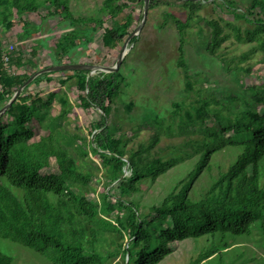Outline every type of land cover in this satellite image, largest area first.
<instances>
[{"label": "trees", "instance_id": "16d2710c", "mask_svg": "<svg viewBox=\"0 0 264 264\" xmlns=\"http://www.w3.org/2000/svg\"><path fill=\"white\" fill-rule=\"evenodd\" d=\"M159 1L151 0V8ZM181 1L186 6L189 2L195 3ZM70 2H45L44 7L48 10L43 17L63 15V19L70 20L71 29L62 31L53 47L58 60H53L56 56L48 54L50 62L41 68L77 63L70 60L74 51L86 46L91 40L90 33L98 30L89 24L80 30L83 23L72 14ZM138 2L144 4V0H102L101 11L114 17L130 4ZM41 4L39 0H0V25L5 24L10 29L12 18L26 21L27 15L36 14L43 7ZM202 5L191 7L186 20H176L180 39L178 65L184 71L188 89L193 84L184 46L189 22ZM249 10H257L264 15V0H253ZM238 16L247 18L248 13L241 12ZM208 23L211 33L206 51L220 57L218 51L227 37L218 20L211 19ZM132 24L131 14L122 23L111 19L110 26L102 27L103 44L115 49L131 33L128 30ZM61 27L65 29V26ZM135 39L136 36L130 45ZM237 39L256 44L233 61L222 59L228 71L244 68L241 63L256 51L264 53V17L256 19L255 28L246 37L238 33ZM16 52L14 46L10 53ZM33 52L35 56L36 52ZM21 55L18 52L12 60L20 69L24 67L25 60ZM38 70L12 72L0 62V108ZM244 70L250 73L252 66ZM88 72L81 69L44 73L35 78L0 115L1 237L31 248L52 264H111V260L119 255L123 257V264H157L172 251V244L174 247L187 238L218 234L223 237L250 236L255 230H264V81L250 84L249 99L234 95L224 102L213 97L211 101L220 104L218 107L212 108L209 101H204L195 108V115L186 112L187 119L180 116L177 125L175 121L181 105L173 103V134L177 128L188 136L184 143L194 154L205 152L201 158L199 154L193 175L182 179L183 182H179L160 204L142 212L138 204L124 196L138 192L145 178L155 180L166 170L168 162L160 156L163 148L156 149L160 131L154 133L148 143L139 142L135 149L129 150L128 141L120 133L121 126H113L111 121L124 81L121 71H99L89 78L87 84ZM55 74L58 75V85L52 87ZM70 81H74L79 90L82 110L87 113L92 109L97 116L86 122L87 133L81 132L69 117L73 107L69 105L63 88ZM44 85L49 87L44 89ZM46 90L47 96H43ZM237 101H242L246 109L239 112L234 122L223 114V110L230 114L232 109L229 105H237ZM126 106L132 108L133 102ZM197 144L204 146L197 150ZM225 146H237L241 152L227 170L220 172L201 200H192L190 191L194 180L207 166L211 168L212 155ZM182 152L185 153L177 155L180 160L193 155ZM53 157L57 163L50 169ZM124 157L128 159L129 174L120 179L127 164ZM95 162L100 163L109 180L99 199H93L84 189L95 192L92 182L95 173L90 165ZM115 182L118 185L111 187ZM12 187L19 189L22 195L14 192ZM116 188H119V194L113 193ZM111 234L112 238L109 237ZM111 243L114 245L112 249L109 248ZM218 250L213 246L203 251L197 262ZM0 264H13V258L1 249Z\"/></svg>", "mask_w": 264, "mask_h": 264}, {"label": "rangeland", "instance_id": "374dc122", "mask_svg": "<svg viewBox=\"0 0 264 264\" xmlns=\"http://www.w3.org/2000/svg\"><path fill=\"white\" fill-rule=\"evenodd\" d=\"M39 1L42 2L43 7L38 10L41 13L35 15L34 20L28 22L27 19L22 22V25L19 20L12 18L11 28L15 30L19 29L20 25L23 26L24 32H21L23 35L19 37L18 42L22 45L24 42L21 41L28 37L29 40L25 45L31 51L35 44L45 46L47 51L43 52L41 49L40 56L35 58L38 57L39 62L49 63L48 54L56 56L53 60H58L53 47L59 40L60 33L71 29V24L69 19H63V15H50L49 18L43 20L40 16H43V11L47 13L45 11L48 8L44 7L47 3H45L46 0ZM252 1L199 0L195 3L189 2L186 6L181 0H160L159 4L153 8L150 4L145 24L140 33L136 35L133 44H129V51L117 70L121 71L124 81L115 102L116 108L112 113L111 121L113 126H121L120 133L123 139L128 141L129 150L135 149L139 142L148 143L152 135L160 131V141L156 149L163 148L160 156L168 162L166 170L157 179L145 178L140 183L138 192L124 196L138 204L142 212H147L154 204H160L179 182H183L182 179L193 175L197 169L199 154L201 158L205 152L203 150L194 154L190 146L184 143L188 136L185 133L182 134L177 128L173 134L175 114L173 103L181 105V109L177 112L179 116L175 121L177 125L180 116L187 119L186 112L195 115V108L201 106L204 101H209L212 108L218 107L220 104L215 100L211 101L213 97L224 102H228V97L234 95L249 99L250 84H259L264 81V62H262L264 53L261 50L256 51L251 58L241 63V67L244 68L252 66L250 73H247L244 68H233L232 71H228L222 62V59L227 61L237 59L256 44L237 39L238 33L243 38L246 37L247 33L255 28L256 19L264 17L257 10L250 12L249 6ZM201 4L203 5L198 8L197 14L189 22L187 42L184 46L185 60L189 66L188 71L193 84L192 88L188 89L184 71L178 65L180 39L176 20H186L190 15L191 7ZM101 6L102 0H71L72 14L83 23L79 29L82 30V27H87L86 25L89 24L90 27L98 30L90 33V42L86 43V46H81L79 50H75L70 60H75L77 63L115 65L125 40L120 42L115 49L106 47L102 41V27L110 26L111 19H117L122 23L126 16L131 14L133 24L128 31H133L143 19L141 18V15H144L142 2L130 4L129 8L114 17L109 13H103ZM241 12L248 13L247 18L238 16ZM211 19L219 21L227 37L218 51L220 57L210 55L206 51L211 33L208 21ZM37 20L43 22V29L37 26ZM61 25L65 26V29ZM49 29L50 42L44 37L33 40L32 35L35 31L43 33V30L47 32ZM28 59L30 63L27 64V68L31 72L36 62L31 58ZM51 85L52 87L57 86L58 80L54 79ZM63 91H65L69 105L73 107L69 115L70 119L80 127L81 132L87 133L86 122L89 118L96 119V114L92 109L87 113L82 110L79 105L80 93L74 81H70ZM42 95L47 96V92L44 91ZM129 102H133L132 108L126 106ZM236 103L237 105H229L232 109L230 114L223 110V114L228 115L234 122L239 112L246 109L242 101ZM197 137L201 138V136ZM203 146L204 144H197L196 148L199 150ZM182 151L193 153V155L190 154L180 160L177 155H183L185 152ZM240 152L241 149L237 146H225L215 152L211 158V168L208 169L207 166L194 180L190 198L195 201L201 200L211 184L218 179L220 172L227 170ZM50 162V169H52L57 162L54 157ZM90 165L95 173L92 179L95 192L93 193L89 188L84 189L90 197L99 199L109 180L105 177L106 171L99 162ZM116 185L118 182L112 184L111 187ZM12 190L22 195L16 187H12ZM113 193L119 194V188H116ZM109 237L112 238L113 235ZM213 246L219 250L210 257L197 262L198 256ZM109 248H114V245L111 243ZM0 249L13 258V264H52L44 255L1 236ZM110 263L123 264L122 255L117 256ZM157 264H264V230L261 228L255 230L250 236L227 235L223 237L218 234L214 237L206 235L201 238H187L177 242L174 247L172 244V251Z\"/></svg>", "mask_w": 264, "mask_h": 264}, {"label": "water", "instance_id": "95a60500", "mask_svg": "<svg viewBox=\"0 0 264 264\" xmlns=\"http://www.w3.org/2000/svg\"><path fill=\"white\" fill-rule=\"evenodd\" d=\"M184 1H188V0H184ZM189 1H199V0H189ZM150 4H151V0H144V15H143V19L140 22V24L133 30L131 31V33L126 37L124 44H123V48L122 51L115 63V65L113 66H105L102 64H90V63H62V64H52V65H48L46 67L40 68L38 71H36L35 73H33L14 93V95L11 97V99L0 108V115H2L3 113H5L12 105V103L17 100V98L19 97V95L23 92V90L31 83L34 81L35 78H37L38 76L44 74V73H49V72H56V71H72V70H81V69H85L88 70V76H87V84H88V80L89 78L94 75L95 73L99 72V71H103V72H115L119 69L123 59L125 58V56L127 55L128 51H129V44L130 41L133 37H135L136 35H138L140 33V30L142 29L143 25L145 24L146 20H147V16H148V12H149V8H150ZM125 161H127V164L124 168V173L123 176L120 178L122 179L123 177H125L126 175L129 174L128 172V159L127 157L123 158ZM119 179V180H120ZM118 180V181H119Z\"/></svg>", "mask_w": 264, "mask_h": 264}, {"label": "crops", "instance_id": "0c3cea01", "mask_svg": "<svg viewBox=\"0 0 264 264\" xmlns=\"http://www.w3.org/2000/svg\"><path fill=\"white\" fill-rule=\"evenodd\" d=\"M40 13L41 12L38 11L36 14H33L32 13V14L27 15V18H26V19H28L27 21L30 22L31 20H34L35 19L34 16L35 15H38ZM43 14H45L44 11H43ZM40 17L43 18V20L46 19L43 16H40ZM17 20H19V23L23 25L22 22L24 20L19 19V18H16V21ZM36 23L38 24L37 25L38 27H40V28L43 29V25L44 24H42L43 23L42 21H38L37 20ZM22 25H20V28L19 29H15V30H12L13 28H10V29L7 28L6 25L0 27V56L4 52L9 51V46L10 45H14L16 47V51H18L19 53H22L21 56L25 57V60L23 62L24 63V67L22 69H20V68H18V66H16V65L13 64V62H12L13 58L17 57V53L18 52H16L15 54H12L11 53L12 54L11 55V60H10V63L8 65L9 69H11L12 72L16 70L18 73H24V72L25 73H27V72L29 73L28 68H27V64H28L27 63V60H28V58H31V59L34 60V62H36L35 63L36 65L33 67V70L32 71H35L37 69H40L45 63H43L42 61L41 62L37 61L39 59H37L38 57L37 58H35V57L36 56H40L41 49L43 50V52H45L47 50H46L45 46H41V45L38 46V44H35V46L32 48V51L30 50V48L28 49L27 46L25 45V44H27V42L29 40L28 37H26L24 41H21V42H24V43L22 45H20L19 42H18V39H19V37L21 35H23L21 33L23 31V26ZM5 30H6V32H5ZM49 32H50V29L47 32L43 30V33H41V32L38 33L37 31H35L33 33V35H32V38H33V40H36L35 38L44 37L46 39V41H49L50 42V39H49L50 34H49ZM33 51L36 52V55L35 56L32 55L34 53ZM32 57H34V58H32ZM56 76H58V75L55 74V78L54 79H56ZM53 82L54 81H52L51 84H53ZM43 88L44 89H47L46 85H44ZM45 92H47V90Z\"/></svg>", "mask_w": 264, "mask_h": 264}, {"label": "built area", "instance_id": "2783aa9c", "mask_svg": "<svg viewBox=\"0 0 264 264\" xmlns=\"http://www.w3.org/2000/svg\"><path fill=\"white\" fill-rule=\"evenodd\" d=\"M14 49V45H10L9 46V51H6L4 52L2 55H1V58H0V62L2 64H4V66L9 69L8 65L10 63V60H11V53L10 51H12ZM10 71V69H9ZM0 90H2V84L0 83Z\"/></svg>", "mask_w": 264, "mask_h": 264}]
</instances>
